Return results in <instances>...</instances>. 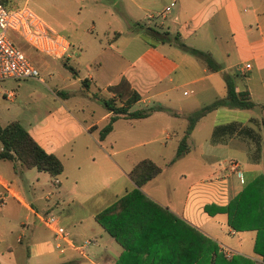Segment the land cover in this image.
Wrapping results in <instances>:
<instances>
[{
  "label": "crops",
  "instance_id": "crops-1",
  "mask_svg": "<svg viewBox=\"0 0 264 264\" xmlns=\"http://www.w3.org/2000/svg\"><path fill=\"white\" fill-rule=\"evenodd\" d=\"M245 3L249 9L242 12L240 6ZM23 4L67 37L69 47L62 58L66 62L76 60L85 69L81 74L73 67V77L63 75L57 87L47 90L44 85L43 89L37 86V82L44 81L42 76L6 77L0 81L1 112L10 116L8 121H18L44 151L54 153L62 163V170L53 176L45 170L25 167L18 160L8 171L0 172V190L3 184L8 187L0 202V264H74L77 256L90 264L148 263L147 248L139 246L138 236L129 232L128 223L116 239L94 217L136 187L128 170L141 158L151 159L160 171L140 185L139 190L170 212L159 217L160 237L164 242L161 248H154L156 258L151 264H197L191 239L195 241L198 227L225 256L232 254L235 251L219 241L218 230L213 228L217 224L221 230L226 226V233L237 234L232 243L239 248L237 253L245 257L251 253L252 264L264 263L261 255L264 252V0H29V5L25 1ZM17 6L20 5L15 3L10 8ZM134 21L141 23L138 29L130 28ZM223 25L229 31L234 49L238 44L246 46L249 54L245 58L253 62L245 68L244 63L248 62L245 59L239 70L244 75L246 69L254 66L240 89H247L255 105L248 107V111L227 105L207 111L186 134L187 150L169 161L184 134L186 114L224 95L221 72L227 71L224 67L228 65L217 62L220 68L211 70L173 42L159 40L144 28L165 30L170 40L177 33L186 44L207 50L214 58L209 47L212 44L215 50L218 47L219 56L228 52L218 42L217 30ZM254 71L257 82L252 81ZM120 80L126 92L135 90L138 94L128 110L159 107L145 116L119 114L110 130L99 138L98 130L111 111L97 96L115 98L114 94L120 90L109 86ZM76 82L79 86L71 87ZM180 86H188L182 94H193L178 99L175 90ZM134 102H142L143 107L131 108ZM208 115L210 120L204 122ZM250 117L261 122L252 124ZM231 120L251 124L258 132L260 148L256 159L251 155L253 143L246 137L233 134L218 142L210 141L212 127ZM198 130L202 133L194 148L201 161L181 170L175 163L189 153V142L198 137L194 135ZM219 158L225 160L224 171L215 166ZM20 167L35 169L33 180L25 177ZM157 175L167 177L166 184L161 180L155 182ZM54 177L57 182H53ZM187 177L191 180L185 184ZM206 179L214 182L211 185L214 193L197 190V184ZM191 192H199L195 195L206 198L204 203L212 202V205L225 204L232 196L241 194L239 203L246 225L242 222V229L232 228L226 222V213L213 211L211 207L205 212L206 229H202L186 212ZM70 203L83 207L75 210L69 208ZM55 208L57 212L62 210L55 215L57 223L65 228L71 241L80 243L86 238L94 241L98 236L108 250L96 248L93 254L83 255L84 252L60 239L63 250L59 251L53 231L37 217L38 213ZM256 236L258 249L254 250ZM182 239L188 242L187 248H183L187 249L188 261L183 263Z\"/></svg>",
  "mask_w": 264,
  "mask_h": 264
},
{
  "label": "trees",
  "instance_id": "trees-1",
  "mask_svg": "<svg viewBox=\"0 0 264 264\" xmlns=\"http://www.w3.org/2000/svg\"><path fill=\"white\" fill-rule=\"evenodd\" d=\"M3 1L4 0H2V2ZM140 26L141 23L139 21H134L130 25V28L138 29ZM144 29L159 40H169L173 42L182 51L188 52L203 62L209 69L216 70L220 68L219 64L213 60L207 50L186 44L177 33H173L170 40L165 30L160 31L148 26ZM61 60L64 66L72 73H75L73 66L68 64L65 59L61 58ZM221 73L225 86L224 95L216 97L212 101L200 106L198 109L186 114L187 123L184 134L179 139L175 153L169 161H173L177 156L187 150L185 140L186 134L193 127L195 121L207 111L219 105L238 108H248L255 105L247 89H235L232 74L225 70H222ZM81 81L83 82V79ZM119 83H123V80H120L117 84ZM116 85H110L109 88H114ZM97 97L105 108L111 111L107 121L98 130L99 138H102L105 133L110 130L112 121L119 114H124L126 117L145 116L156 107H159V105H156L147 108L128 110L130 104L138 98V94L135 90L128 91L127 96L120 104H115L113 97ZM249 121L252 124H258V121L261 122V119L258 120L255 117H250ZM233 134L246 137L252 141L253 150L251 155L253 159H256L259 155L260 148L259 136L256 129H254L251 124H241L234 120L216 124L212 127L210 141L218 142L222 140L224 136ZM0 158L16 159L25 167L45 170L52 176L58 174L62 170L60 159L54 153L44 151L29 135L26 129L16 120H10L3 125L0 124ZM159 171L160 167L149 158H141L136 161L128 170V175L135 183L136 187L127 191L94 215L97 222L116 239H118L119 231L123 229L125 223H131L133 221L131 228H129V225H127V227L131 234L134 232L136 236H138L136 240L139 246L144 249L147 248L146 257H148L149 262L145 264H151L152 260L156 258V254L153 253L155 252L154 248L162 246L164 242L161 241L162 239L160 237L162 225L159 217L161 213L170 212L147 198L138 187ZM240 196L241 194H236L225 204L213 205V211H222L226 213V222L234 229H242L244 223L242 216L244 210L239 203ZM205 208L210 211L208 207ZM245 225L244 223V226ZM183 228L182 226L181 231L184 230ZM196 236L195 241L193 240L194 242L191 239V245H195L196 252L198 253L195 259L198 264H252L250 258L242 255L232 254L229 258H226L220 250H218L213 240L200 232L196 233ZM258 238L257 236L255 237L253 245L254 250L258 249L257 245H255ZM183 241L182 239V243ZM185 243V245H188L187 241H185ZM200 252L201 254L199 255ZM261 255L264 260V252H262ZM187 259V249L182 250L181 263L187 262Z\"/></svg>",
  "mask_w": 264,
  "mask_h": 264
},
{
  "label": "rangeland",
  "instance_id": "rangeland-1",
  "mask_svg": "<svg viewBox=\"0 0 264 264\" xmlns=\"http://www.w3.org/2000/svg\"><path fill=\"white\" fill-rule=\"evenodd\" d=\"M4 1L6 2V4H4ZM4 1L2 3L6 8L12 7L13 5H15V3L17 5H21L23 3V1H25L29 5V0H4ZM240 8H241L242 12H246L249 9L247 3L242 4L240 6ZM217 33L219 35L218 42L221 43L223 50H224V48H227L228 52H227V54L221 53V55L219 56V54L217 52L218 47L215 50L216 46H214L215 44H212V46H209V47L210 48L212 47V49H213V52L211 53L214 57L213 60L216 62H219L220 65H228L227 67H224V69H226L227 72H229L230 74H233L232 75L233 83H234L236 88L240 89L241 87L244 86V79H245L246 75H248L252 69L254 70L253 64H252L251 69L245 70L244 75H242V73L239 70V67L243 64L244 60L247 59L245 57H247L249 54L247 51V48H246V46H244L242 44H238L237 48L234 49V46L232 45V41H231L229 31L226 28V26L223 25V27H221L219 30H217ZM7 34H8V37L12 40V42L16 46H18L25 53L27 58L38 68V71H39L38 76H42L44 78L43 82H37V86H39L41 89H43L45 87L44 90L45 89L47 90V87L49 89L57 87L58 83L60 81V77H62L63 75H67L70 78L74 76L73 75L74 73H72L66 66L63 65L61 59L51 58L50 56L33 49L29 44H27L15 32L8 31ZM247 61L250 63H253L251 59H247ZM67 63L70 64L71 66L75 67L79 71V73H81V74L83 73V70L85 69L76 60H69ZM253 74H254V77H253L252 81L257 82L256 72L254 71ZM262 74L264 75V71H262ZM42 85H44V87ZM78 86H79V83L76 82L75 85L71 86V87H78ZM89 86H90V88H92V85H89ZM114 88L120 90V91H118L117 94H114L115 98H116V99L114 98L115 101L117 103H119L125 99L128 92L125 91V87H124L123 83L117 84ZM109 89H113V88H109ZM183 89L187 90L188 86H180L175 90L177 96L179 97L178 99H180V100L187 99V98H189V96H191L193 94V93L182 94ZM106 97H111V96H106ZM67 102H68V104L72 105V107H74V105L71 103L70 100H68ZM139 106L143 107V103L142 102H136V103L134 102L131 105V108H136ZM75 108L76 107H74V110H75ZM252 109L254 111H256L255 108H252ZM239 110H241V111L247 110L248 111L250 109L240 108ZM9 117H10L9 115L5 114L4 112L2 113L0 110V124L6 123V121L9 120ZM203 120H204V122H208L210 120V115H208V117L203 119ZM197 132L198 133H195L194 135H198V137H194V140L189 142L191 145V149H190L189 153L187 155H184L183 157H181V159H179V161H177L175 163V166L181 168V170L184 167L192 166L194 164V161H195V163H196V161L197 162L201 161V158L199 156H197V151L194 148L195 141H200V135L202 133L199 130ZM195 138H196V140H195ZM186 141L188 142V140H186ZM194 154H196V156H193ZM156 159H157V161H160L158 157ZM224 161L225 160H223V158H219L215 162V166L217 168H221V170L224 171V166L226 165V163ZM13 162L18 163V161L16 159L11 161L8 159H1L0 158V172L8 171L11 168L10 165ZM20 168H22L24 170V172H25L24 175H26L25 177H28L29 179L33 180L32 174H33V172H35V169H29L28 170V169H25V167H20ZM188 175L190 177L192 176L190 174H188ZM160 178H162V179H160ZM166 179H167V177H165V176L163 178L162 175H157L156 179L154 178L153 180H156L155 182H158L159 180H161L162 184H166ZM190 180H191V178L187 177V179L185 180V184L188 183ZM213 183H214L213 181L206 179V180L198 183L196 188H197V190H201L203 193L211 194V193L215 192L213 189H211V185ZM181 192H182V196H183L185 193V189L182 188ZM195 193H199V192H194V193L191 192L189 194L188 202L186 205V212H188L191 215V217L194 219V221H196V223H200V225L203 227V225H205L204 220L207 217V214L205 213V212H207V210L205 207L211 208V207H213V205H212V202L209 203L211 200H208L209 204L204 203L206 198L195 195ZM60 204H62L63 206L65 205V203H61V202H60ZM57 206H58L57 207V209H58L60 206L58 204H57ZM82 207L83 206L79 205L78 203H70L69 204V208H72L75 210H80V209H82ZM57 209L55 208L53 210H50V212L53 215H58V213H61L62 210L60 212H57ZM217 216L220 217L221 215H217ZM131 224L133 225V221L131 223L130 222L128 223V225L130 226L129 228H131ZM218 226H220V225L217 224V227ZM204 227L202 229H206ZM217 227L213 225V228L218 230V234H219L218 237L220 239L219 241L220 242L222 241V243H224V245H226L229 249H232L236 252V253L233 252L232 254L241 255V254L237 253L239 248L232 246L233 245L232 243H234L237 234L226 233L225 232L226 226H224V225L222 227V230L217 228ZM195 232L196 233L200 232L203 234V231L199 227H198V229H196ZM103 234H105V233H103ZM181 244H182V250H185L183 248L184 247L187 248V246H188V245H185L186 244L185 241H183V243H181ZM229 245H231V246H229ZM83 248L87 254H91V253L93 254L96 248L105 249L106 251L108 250L106 244H104V242L102 240H100L98 238V236H96V240L94 238L93 242L87 243ZM221 253L225 256V254L223 252H221ZM200 254H201V252L199 253V255ZM232 254L226 255L225 257L229 258ZM250 254L247 256L248 258H249V256H251V257L253 256ZM197 255H198V253L196 252V256ZM94 257L96 259L98 257V254L95 253ZM75 260L76 261L74 262V264H90V263H88V260L82 256H77V258Z\"/></svg>",
  "mask_w": 264,
  "mask_h": 264
},
{
  "label": "built area",
  "instance_id": "built-area-1",
  "mask_svg": "<svg viewBox=\"0 0 264 264\" xmlns=\"http://www.w3.org/2000/svg\"><path fill=\"white\" fill-rule=\"evenodd\" d=\"M15 32L33 49L42 52L51 58H62L67 54L69 41L65 35L54 29L37 12L29 6L23 4L14 8H6L0 0V81L3 78H25L38 77V68L27 58L25 53L16 46L8 37L7 32ZM244 67H249V62L244 63ZM237 175L242 180L240 170ZM53 182H57L54 177ZM8 192V187L3 184L0 190V202ZM39 220L53 231L55 247L63 250L60 239H63L85 255L84 246L93 242L86 238L80 243H74L68 238L65 228L57 223V218L50 212L38 213Z\"/></svg>",
  "mask_w": 264,
  "mask_h": 264
}]
</instances>
